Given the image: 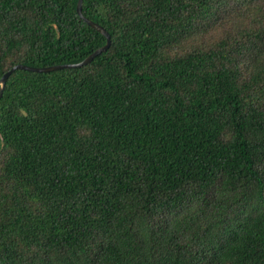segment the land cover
<instances>
[{
  "label": "trees",
  "instance_id": "16d2710c",
  "mask_svg": "<svg viewBox=\"0 0 264 264\" xmlns=\"http://www.w3.org/2000/svg\"><path fill=\"white\" fill-rule=\"evenodd\" d=\"M78 0H0V79L106 38ZM89 65L0 99V264H264V0H83Z\"/></svg>",
  "mask_w": 264,
  "mask_h": 264
},
{
  "label": "water",
  "instance_id": "95a60500",
  "mask_svg": "<svg viewBox=\"0 0 264 264\" xmlns=\"http://www.w3.org/2000/svg\"><path fill=\"white\" fill-rule=\"evenodd\" d=\"M82 6H83V0H78L77 4V13L81 19H83L87 25L95 29L96 31L100 32L107 40L106 45L103 47L99 48L96 50L94 53H92L90 56H88L86 59L79 63L75 64H66V65H54V66H49V67H30L27 65H15L13 68H11L8 72H6L2 78L0 79V99L3 95V91L6 87V83L9 79V77L17 70H23V71H28V72H35V73H49V72H54V71H59V70H64V69H74V68H82L86 65H89L95 58H97L100 54L103 52H106L110 45H111V38L108 32L99 24L85 18L82 13Z\"/></svg>",
  "mask_w": 264,
  "mask_h": 264
}]
</instances>
